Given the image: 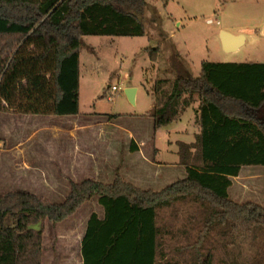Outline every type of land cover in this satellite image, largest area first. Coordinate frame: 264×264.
Here are the masks:
<instances>
[{"label":"trees","instance_id":"trees-1","mask_svg":"<svg viewBox=\"0 0 264 264\" xmlns=\"http://www.w3.org/2000/svg\"><path fill=\"white\" fill-rule=\"evenodd\" d=\"M147 6L146 0H0V111L78 114L84 36H143ZM145 50L152 62L158 59L159 46ZM168 61L175 77L155 82L148 114L155 128L167 126L198 97L201 131L195 142L178 143L187 176L155 191L116 170L110 183L71 181L62 201L24 190L4 193L0 264H43L45 221L61 222L94 197L104 217L93 212L88 220L83 264H180L166 259V236L174 233L159 212L178 200L200 203L203 214L198 238L177 248L192 251L193 264H214V251L204 242L215 231L264 235V206L236 202L229 194L230 177L243 166L264 167V62L205 60L194 77L178 50ZM248 264H264V257Z\"/></svg>","mask_w":264,"mask_h":264},{"label":"rangeland","instance_id":"rangeland-1","mask_svg":"<svg viewBox=\"0 0 264 264\" xmlns=\"http://www.w3.org/2000/svg\"><path fill=\"white\" fill-rule=\"evenodd\" d=\"M146 1L145 35L84 36L87 45L81 50L79 110L81 116L103 114L106 119H113L114 126L140 133L146 138L147 135L154 137L156 146L161 149L158 159L174 161L177 155L167 151L170 124L155 129L148 117L154 105L155 82L175 77L169 56L174 49L178 50L186 60L188 73L194 77L199 75L205 60L264 62V0ZM221 30L245 35V43L237 51L227 52L220 38ZM157 46L160 47V54L152 62L145 49ZM114 85L118 90H113ZM128 87L137 88L135 104L125 93ZM130 144L127 138H117L115 145L120 148V164L104 167V173L99 175L100 181L105 182L103 179L109 175L114 177V172L125 165L124 173L133 177L128 168L132 157L128 159L125 153L126 146ZM25 151L11 150V155L19 159ZM135 169L138 170L137 167ZM232 182L231 199L264 206L263 166L244 168ZM58 193L59 190H54L44 197L51 201L64 200L66 195ZM97 199L88 200L87 206L100 208ZM159 212L160 222L167 223L174 233V236H166V259L193 264L192 251L185 249L179 253L177 248L188 246L198 238V227L203 223L200 203L178 200ZM12 222L11 218L8 219V223ZM58 233V225L46 220L43 264H80L73 250L77 246L68 237H64L62 242ZM225 241H231L227 248L223 245ZM204 243L206 249L211 246L214 251V264H248L264 257V235L254 238L246 230L233 229L227 236H217L215 231L211 240Z\"/></svg>","mask_w":264,"mask_h":264},{"label":"crops","instance_id":"crops-1","mask_svg":"<svg viewBox=\"0 0 264 264\" xmlns=\"http://www.w3.org/2000/svg\"><path fill=\"white\" fill-rule=\"evenodd\" d=\"M198 106L199 99L196 96L192 104L167 129V151L177 155L174 161L158 159L161 149L156 146L154 137L147 135L146 138L140 133L114 126L113 119H106L103 114L81 116L80 110L76 115L60 116L0 111V195L12 190H24L49 196L54 190H59L58 194L67 197L71 181L102 180L99 175L104 173V167L113 163L120 164V148L115 145L119 137L131 141L126 146L125 153L128 159L132 157L128 161V168L133 177L124 173L127 165L121 167V174L126 180L143 189L160 191L187 176L185 166L179 164L178 143L195 142L196 135L200 133L201 128L197 122ZM148 117L155 128L154 119ZM133 147L136 149L133 150ZM15 149L26 151L19 159H14L11 150ZM50 149L54 151L51 152ZM254 166L260 165L243 166L240 173L244 168ZM113 178L109 175L103 180L110 183ZM87 204L88 201L72 215L56 223L61 240L64 237L71 238L73 245L77 246L73 250L76 261H80V264H83L81 242L91 214L96 212L100 218L104 217V208L101 205L100 208H93Z\"/></svg>","mask_w":264,"mask_h":264},{"label":"water","instance_id":"water-1","mask_svg":"<svg viewBox=\"0 0 264 264\" xmlns=\"http://www.w3.org/2000/svg\"><path fill=\"white\" fill-rule=\"evenodd\" d=\"M220 38L222 40L224 49L227 52H232L238 50L244 43H245V35H235L231 32H228L226 30H221L220 32ZM125 93L129 99L130 102L133 104L136 103V93L137 88L136 87H128L125 89Z\"/></svg>","mask_w":264,"mask_h":264},{"label":"built area","instance_id":"built-area-1","mask_svg":"<svg viewBox=\"0 0 264 264\" xmlns=\"http://www.w3.org/2000/svg\"><path fill=\"white\" fill-rule=\"evenodd\" d=\"M112 88L113 90H118V87L116 85H114Z\"/></svg>","mask_w":264,"mask_h":264}]
</instances>
